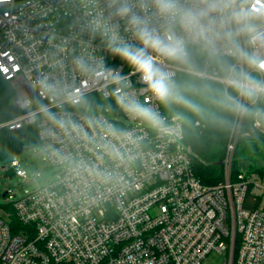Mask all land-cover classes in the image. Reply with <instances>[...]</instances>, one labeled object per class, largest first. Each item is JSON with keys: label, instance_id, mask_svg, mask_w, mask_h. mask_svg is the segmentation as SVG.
I'll use <instances>...</instances> for the list:
<instances>
[{"label": "built area", "instance_id": "built-area-1", "mask_svg": "<svg viewBox=\"0 0 264 264\" xmlns=\"http://www.w3.org/2000/svg\"><path fill=\"white\" fill-rule=\"evenodd\" d=\"M235 7L257 17L264 32V0H235ZM115 8L113 0H0V75L12 85L19 111L1 127L36 125L39 142L48 144L44 161L57 168L44 186L20 197L4 194L10 200L0 215V264H202L213 252L225 255L224 264H264V176H232L243 117L235 118L223 181L204 185L193 173L192 150L178 116L166 113L139 74L107 46L105 30L139 44ZM153 24L159 21L154 18ZM241 42L264 57V41ZM77 58L122 74L130 90L161 113L167 130L130 119L112 98L114 86L81 74ZM160 62L176 77L180 73ZM204 67L213 66L206 60ZM41 77L82 94L87 109L64 101L60 93L42 94L35 83ZM262 101L257 112H264ZM41 104L84 124L95 142L54 129ZM85 115L131 132L135 142L113 141L121 158L109 157L100 148L107 140L99 129L88 128ZM250 128L264 135V117L253 118ZM73 161L94 171L76 168ZM7 170L29 178L15 157ZM256 200L257 206H245Z\"/></svg>", "mask_w": 264, "mask_h": 264}, {"label": "clouds", "instance_id": "clouds-1", "mask_svg": "<svg viewBox=\"0 0 264 264\" xmlns=\"http://www.w3.org/2000/svg\"><path fill=\"white\" fill-rule=\"evenodd\" d=\"M113 3L115 14L127 20L139 44L129 43L115 30H105L107 46L139 74L145 90L161 106L168 110L183 109L197 116L215 115L221 120L228 116L264 117V112L255 109L257 102L264 100V57L249 52L241 42L264 41V32L258 29L257 17L241 13L235 0H113ZM154 18L159 26L153 24ZM194 47L213 66L211 71L197 62ZM160 61L169 62L184 78L177 79ZM75 66L81 74L102 78L113 85L112 98L130 119L142 121L156 131L167 130L161 113L148 106L149 101L142 102L118 71L102 63L91 65L84 58H77ZM35 83L42 94L55 97L60 93L64 101L88 107L82 94L67 87L61 90L46 77ZM209 108L216 113H210ZM40 112L68 138L95 142V136L89 135L84 124L53 113L47 105L41 104ZM84 121L94 133L99 129L107 140L100 148L113 159L121 158L113 141L135 142L131 132L106 120L85 115ZM72 163L76 168L94 171L84 161Z\"/></svg>", "mask_w": 264, "mask_h": 264}, {"label": "trees", "instance_id": "trees-1", "mask_svg": "<svg viewBox=\"0 0 264 264\" xmlns=\"http://www.w3.org/2000/svg\"><path fill=\"white\" fill-rule=\"evenodd\" d=\"M193 50L197 62L204 67L207 58L202 56L197 49L193 48ZM176 78L183 79V73H178ZM213 86L219 87V85ZM13 96L12 85L0 75V162L11 160L20 152L41 144L37 136L38 128L36 125L26 126L19 130H9L1 127L2 124L19 114L13 104ZM261 104H263V101H258L255 109L257 110ZM164 110L170 115L178 116L183 126L184 142L192 150V169L195 177L208 186L223 181V161L236 117L228 116L221 120L216 118L215 115L197 116L175 107L172 110L165 108ZM209 112L215 114L216 110L209 108ZM252 122L253 118L243 117L233 155V178H237V175L241 173L239 164L245 162V158L260 157L264 161V135L250 128ZM249 160L252 164L251 158ZM251 168L248 172L249 175L258 173L260 176H264V163L260 167L253 168L251 166ZM258 203L259 200H256L253 204L245 203V206L254 207Z\"/></svg>", "mask_w": 264, "mask_h": 264}, {"label": "rangeland", "instance_id": "rangeland-1", "mask_svg": "<svg viewBox=\"0 0 264 264\" xmlns=\"http://www.w3.org/2000/svg\"><path fill=\"white\" fill-rule=\"evenodd\" d=\"M48 147L47 143L35 146L34 148L26 149L14 157L20 160L23 168L27 170L28 179L17 177L12 171H8L9 161L0 162V215L5 213V207L9 202V197L4 194L9 192L10 196L15 195L20 197L26 191H32L39 186L46 185L49 181L54 180L57 168H51L45 163V148ZM263 152V150H262ZM252 164H250V159ZM245 158V162L239 164L241 172H249L252 168L262 166L264 163L260 157ZM264 186V179L261 181ZM225 255L217 252L209 254L202 262V264H224Z\"/></svg>", "mask_w": 264, "mask_h": 264}]
</instances>
